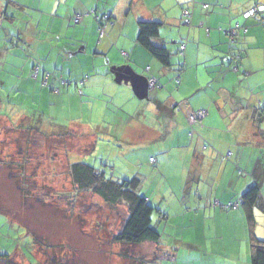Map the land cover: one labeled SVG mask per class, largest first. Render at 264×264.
Returning <instances> with one entry per match:
<instances>
[{"label":"crops","instance_id":"obj_1","mask_svg":"<svg viewBox=\"0 0 264 264\" xmlns=\"http://www.w3.org/2000/svg\"><path fill=\"white\" fill-rule=\"evenodd\" d=\"M255 6H264V0H0V152L6 150L1 144L5 132L31 136L53 128L59 132L48 129V139L65 137L76 126L85 128V116H105L111 106L115 114L131 119L152 117L148 125L131 127L127 136L141 147L158 148L152 164L162 173L179 159L178 182L184 189L180 198L163 193L155 200L147 193L143 197L159 211V231L172 222L171 228L185 234L174 244L160 236L151 247L147 242L130 246L111 237L95 240V247L129 248L127 259L140 264L147 259L162 264L168 249L179 248L186 251L189 264H252V240L264 243V211L254 209L249 224L240 199L256 185L264 203V88L258 91V82L250 79L264 66V13L244 18ZM187 8L192 11L190 27L181 24ZM107 15L99 39L95 16ZM141 21L160 23L152 43L167 50L169 66L163 67L136 42ZM236 25L232 44L228 31ZM181 43L183 55L178 52ZM36 66L39 75L33 80ZM44 72L50 74L47 86L41 84ZM9 77L14 84L5 95ZM150 78L158 88L146 89L142 80ZM21 93L33 96V112L22 108ZM103 99L112 102L104 107ZM44 105L63 116L77 108L79 116L64 130L53 117L46 118ZM203 109L201 121L189 124L188 114ZM45 118L54 121L52 126L43 124ZM149 155L143 160L148 165ZM134 177L143 183V175ZM235 202L236 210L222 208Z\"/></svg>","mask_w":264,"mask_h":264},{"label":"rangeland","instance_id":"obj_2","mask_svg":"<svg viewBox=\"0 0 264 264\" xmlns=\"http://www.w3.org/2000/svg\"><path fill=\"white\" fill-rule=\"evenodd\" d=\"M9 78L12 81L5 87V95L10 93L11 84H14V78ZM250 79L258 82V91L264 88V66ZM115 81L118 82L117 78ZM22 95V108L28 113L33 112V96L31 99ZM150 95L151 92H148ZM103 100L104 107L109 105L106 101L112 102L110 99ZM112 107L105 116L101 113L97 119L85 116L81 121L87 124L85 128L79 130L76 126L65 137L48 139L45 135L48 129L51 133L59 131L45 127L44 130L40 129L43 136H30L22 132H5L6 137L2 135V139L6 140L1 144H5L6 150L0 152V161L3 162L2 166L0 164V264L139 263L127 259L129 248L95 247V240L109 241L120 230L127 209L122 204L107 206L89 192H78L70 181L67 167L72 163H84L104 172L105 177L113 181L131 180L140 173L145 178L139 195L147 193L155 200L161 193L182 197L184 187H180V168H176L180 160L173 161V166L165 165L167 173H162L159 165L144 162V156L148 154L152 159L157 158L158 148L147 144L141 147V143L132 141L127 133L131 127L143 125V122L148 125L152 117L131 119L121 113L115 114L118 112ZM44 111L46 118L53 117L55 121L45 118L44 125L54 122L64 130L65 126H70L71 120L79 116L77 108L66 110L65 116L51 111L46 105ZM163 138L167 142L171 140L165 133ZM172 208L175 210V207ZM155 219L156 213L153 214L152 225L162 236L163 242L174 244L176 237L181 239L185 234L171 228L172 222L166 226V231H159ZM184 238L189 239V236ZM152 244L147 242L144 245L151 247ZM175 250L168 249L163 254L166 261L162 264H189V258L185 259L183 254L186 251L182 248L178 249L179 252ZM175 254L178 255L177 262L173 260ZM141 264H150L149 259L142 260Z\"/></svg>","mask_w":264,"mask_h":264},{"label":"trees","instance_id":"obj_3","mask_svg":"<svg viewBox=\"0 0 264 264\" xmlns=\"http://www.w3.org/2000/svg\"><path fill=\"white\" fill-rule=\"evenodd\" d=\"M160 26L158 22H138L136 42L156 58L163 67H167L169 66V53L165 48L152 43L158 37ZM68 171L71 183L78 192H89L110 207L120 204L126 207L127 218L120 230L113 235V242L121 245H138L143 242L157 243L159 241L160 235L152 225L153 214L159 211L139 195L142 179L134 177L121 182L113 181L106 178L104 172L80 162L72 163ZM240 201L249 224L253 223L254 209L264 211V203L261 201L260 190L256 185L251 186L242 195ZM263 245L264 243L260 241L252 240V264H264Z\"/></svg>","mask_w":264,"mask_h":264},{"label":"built area","instance_id":"obj_4","mask_svg":"<svg viewBox=\"0 0 264 264\" xmlns=\"http://www.w3.org/2000/svg\"><path fill=\"white\" fill-rule=\"evenodd\" d=\"M203 8H207V6L204 5ZM263 13H264V6H255L253 9H251V10L247 11L246 13H244V18L245 19H249V18L258 16L260 14H263ZM191 16H192L191 9L187 8V9H183L182 10V13H181V24H182V26L190 27V25H191ZM108 18H109L108 15L106 17L103 16L102 18H99L98 16H95V19L97 20V23L99 24V29H98V38L99 39H101L104 36V34H105V28H104V25L102 24V21L106 20ZM78 22H79V18L77 17V18L74 19V23H78ZM238 29H239V25H236L234 28H232L231 30L228 31L229 41L232 42V44L234 43V39H235L236 32L238 31ZM184 50H185V44L181 43L180 46H179V51H178L179 54L183 55ZM235 58H236V56H234L233 60H235ZM39 70L40 69H39L38 66L34 67V69L32 71V75H31V78L33 80L37 79V77L39 75ZM146 70H148V68H146ZM236 70H237V66L233 68L234 72ZM49 79H50V74L44 72L43 75H42V78H41V84L43 86H47L48 82H49ZM58 83H60L62 86L65 85V81H63V80H59ZM147 88L148 89L158 88V84H157L156 79H154V78L148 79L147 80ZM54 91L57 92L58 89H54ZM78 94L79 95L81 94V92L79 90H78ZM204 115H205V109H203L201 111H198L196 113H190L187 116V121H188L189 124H191L193 126L194 124L200 122L201 119L204 117ZM153 162H154V160L151 159V163H153ZM215 205L219 206V203H215ZM238 207H239V202H235L233 204L225 205L222 208L226 209V210L233 211V210H236Z\"/></svg>","mask_w":264,"mask_h":264},{"label":"water","instance_id":"obj_5","mask_svg":"<svg viewBox=\"0 0 264 264\" xmlns=\"http://www.w3.org/2000/svg\"><path fill=\"white\" fill-rule=\"evenodd\" d=\"M143 81V83H145V86H146V89H147V80H142Z\"/></svg>","mask_w":264,"mask_h":264}]
</instances>
